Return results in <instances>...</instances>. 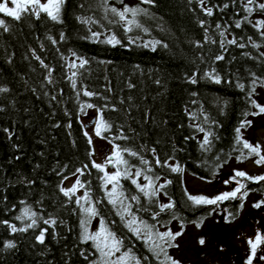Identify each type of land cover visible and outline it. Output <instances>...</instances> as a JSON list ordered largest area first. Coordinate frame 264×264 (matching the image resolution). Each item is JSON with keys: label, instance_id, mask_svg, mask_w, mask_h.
I'll list each match as a JSON object with an SVG mask.
<instances>
[{"label": "trees", "instance_id": "1", "mask_svg": "<svg viewBox=\"0 0 264 264\" xmlns=\"http://www.w3.org/2000/svg\"><path fill=\"white\" fill-rule=\"evenodd\" d=\"M109 3L118 9L124 6L118 0H109ZM225 3L229 7L223 9ZM245 3L246 0H206V6L212 7L214 13L209 17L199 0H155L154 6L141 4L140 0H124L129 7L139 5L148 9L149 15L136 18L147 32L133 27L131 32L125 33L121 23L110 24L104 19L101 0H66L62 10L63 23L60 24L50 21L44 14L39 20L29 16L20 22L0 17L12 25L8 33L0 30V87L9 89L7 93H0V107L4 109L0 112V222L23 226L16 217L25 206L38 216L54 217L58 221L57 235L53 236V230L49 229L44 244L36 241L40 229L48 227L42 221L38 228L25 233H12L6 224L0 223V264H91L99 259L91 241H80V220L84 214L74 203L75 197L70 202L59 190L65 188L66 180L73 178H79L85 184V188L80 189L82 194L88 190L93 202L101 201L96 205L97 218L99 221L103 218L106 227L123 240L121 251L131 248L135 256L148 257L142 264H159L107 203L101 187L103 173L91 167L93 156L89 154L93 148L84 135L81 119L86 114L79 112L77 99L98 106L105 103L114 106L117 111L105 110L103 113L104 119L113 124L112 131L105 135L111 138L122 129L130 139L115 142L153 161L154 171L149 175H159L158 183L172 181L156 199L159 203L171 200L175 208L160 213L153 220L152 213L158 212L159 208L155 203L149 205L141 196V205L149 210L137 211L141 205L133 202L132 211L138 218L163 232L175 223L190 225L213 215H220L221 220L229 213L235 219L240 216L239 200H227L218 206L192 207L184 194L183 175L215 182L222 178L227 164L237 161L241 151L247 152L242 145L236 144L235 129L243 114L254 110L248 99L250 73L264 77V57L260 56L264 53V39L253 27L264 16V11L255 8L248 14L244 10ZM258 3H264V0H258ZM245 16H248L247 21L243 20ZM78 17H91L99 23L84 24ZM108 19L118 18L109 13ZM201 21L205 22L204 27H201ZM237 21H243L240 28L235 27ZM217 24L226 29L228 39L236 38L248 46L241 49L226 45L225 59L215 61L214 57L222 52ZM89 29L103 33L101 40L115 35L121 43L112 46L86 39L91 36ZM206 29L207 35L216 43L205 42ZM61 33L65 37L63 41L60 40ZM48 36L58 43L52 45ZM249 37L262 47L253 48ZM129 38L135 43H129ZM155 41L168 47L156 45V50L152 51L151 44L142 46ZM197 42L203 46L197 47ZM33 51L54 69L52 85L46 83V71L33 57ZM73 52L89 61L79 70L78 87L83 85L97 92L98 97L89 100L80 95L77 98L71 88L67 77L72 70L66 63L74 59ZM213 69L221 77L219 84L204 75ZM193 75L196 83L190 82ZM238 83L245 85L243 91ZM129 84L133 87L129 88ZM109 88L111 92L107 91ZM259 93H264V87L257 86L253 96L256 101ZM52 95L57 97L55 101L51 100ZM103 96L108 100L99 98ZM92 110L95 111L88 109L87 113ZM202 113L209 117V123H205ZM198 127L214 133L208 151L200 147L204 133L199 132ZM151 148L156 149V155L162 161L174 157L169 162H178L183 173L156 167ZM125 158L130 164L145 167L137 158L127 155ZM84 165H88L84 175H73ZM243 182L251 189L249 195L264 196V182ZM121 184L126 195H140L130 181L122 180ZM173 213L178 219L172 218ZM9 241L16 247L5 249L4 244ZM82 251L88 259L81 255Z\"/></svg>", "mask_w": 264, "mask_h": 264}, {"label": "snow or ice", "instance_id": "2", "mask_svg": "<svg viewBox=\"0 0 264 264\" xmlns=\"http://www.w3.org/2000/svg\"><path fill=\"white\" fill-rule=\"evenodd\" d=\"M119 3L123 4L122 9H118L114 6H111L109 0H101V7L104 11V19L108 20L110 24L112 23H121L124 27L125 33L131 32L133 27L142 29L147 32L146 28L137 21V16L140 15H149L147 8H142L139 5L136 7H129L127 4H124V0H118ZM66 3V0H0V17H8L13 21L20 22L27 17H34L39 20L41 18V14L47 16V18L57 24L63 23L62 20V10ZM141 4L154 6L155 0H140ZM199 4L201 5L202 10L204 11L206 16L211 17L213 13L212 7L206 6V0H199ZM254 6V7H253ZM229 5L225 3L223 5V9L228 8ZM255 8H258L261 11H264V3H258V0H246L244 5V10L246 13L251 14ZM222 10V9H221ZM111 14L113 17H117V20L108 19V14ZM131 16V19H129ZM81 23L84 24H98L99 21L92 19L91 17H78ZM244 21L248 20V16L243 18ZM243 21H237L235 23L236 28H240ZM204 21H201V27H204ZM12 25L4 18H0V30L3 33H8L11 30ZM216 29L219 30V36L221 40L219 41L220 48L222 49L221 54H218L214 57L215 61H222L225 59L223 55V50L226 48V45L236 46L238 48H245L248 45L245 43L239 42L236 38L228 39L225 35L226 29H222V25L217 24ZM253 27L257 29L260 33L261 38L264 39V20H258L253 24ZM91 32V29H89ZM103 33L101 32H91L90 37H85L86 39H91L93 42L110 44L112 46H116L121 42L112 35L103 40L100 39ZM47 39L51 41L52 45H56L58 41L54 39L52 36H48ZM65 39L64 34L61 33L60 40L63 41ZM249 43L253 48L259 49L262 47L261 44H258L252 41V38H248ZM216 43L215 40H211V38L207 35V29L205 30V42ZM129 43H135L132 38H129ZM151 44V50H156V45H160L164 48H167L168 45L164 44L161 41L149 42L145 43L143 47H149ZM197 47H202L203 45L197 42ZM59 51V49H57ZM33 57L39 61L40 66L45 69L46 76L45 81L48 85H52L54 83L53 72L54 69L45 64L43 59L40 56L36 55L35 51H33ZM246 56H250V53H244ZM74 59L71 62L66 63V67L71 71V74L67 77L70 82V86L75 92L77 98L80 95L89 98L91 100L94 97H98L99 94L97 92H93L88 90L87 87L81 85L78 87L77 84V76L79 74L80 69H84L86 65H88L89 61L85 58L78 56L75 52L72 53ZM261 57H264V53H260ZM9 62H11L9 60ZM103 63V62H101ZM205 77L209 80H212L216 84L221 83V77L219 74H216L215 69L211 72H206ZM251 76V89L248 92V99L250 103V107L255 109V111L245 112L243 114V119L241 120L238 127L235 129V142L238 145H242L243 149H246L247 152H240V155L236 157L237 162L242 163L245 159L255 158L254 163L256 166H264V148H262L261 144H252L249 141L245 140L242 135V129H247L251 127L252 121L248 119V116H258L264 114V105L258 103L253 96L256 94L257 86L264 87V77H258L255 73H250ZM191 83H196V77L193 75L190 78ZM157 84L160 83L159 80L156 81ZM237 86L243 91L245 85L243 83H238ZM129 88H132L133 85L129 84ZM9 89L7 87H0V93H7ZM35 92V89L32 90ZM107 91L111 92V88L107 89ZM46 96L47 92L44 93ZM62 94V93H61ZM105 101L108 100V97L103 96L99 97ZM57 97L55 95L51 96V100L55 101ZM77 103L79 104V112L83 114H87L88 109H95L97 116L94 124V132L95 136L101 139L107 140V142L112 146V151L109 155L105 157V162L103 164L96 163L94 160L92 161L91 167L95 168L98 172L103 173L101 177L102 180V189L105 192V197L107 199V203L112 205V207L116 210V214L120 217V220L124 223L125 227L128 231L137 239L141 240L148 251L152 253L159 264H181L180 261L174 259L171 255L168 254V249L170 248H178L179 245L176 243L178 237L184 234V223L180 224V231L173 232L171 229L166 231H159L156 229L155 225L149 224L143 219L137 217V215L132 211L133 202L136 205H141V196H143L149 205L153 203L157 204L159 211L152 213V219L156 220L160 213L165 211H171L175 208V203L169 200L168 203H159L158 199H156L159 193L166 189L167 185L171 184V180H166L165 183H158L160 180L159 175H149V173H153L154 169L152 167L153 161H150L144 156H142L139 152L132 150L128 147H121V145L117 144L115 141L117 140H128L130 137L124 135L123 130L120 129L118 134L113 135L109 138L105 133H109L113 129V124L104 119V111L111 110L117 111V109L112 106L109 107L107 103L104 105L98 106L94 103H90L87 101H79L77 99ZM123 103V101H121ZM4 111L2 107H0V112ZM204 121L205 123H209V117L205 114ZM215 123V122H212ZM59 125H57L58 127ZM71 127V125H69ZM7 132L8 130L5 129ZM198 131L204 133L203 140L200 143V147L204 151L210 150V146L214 133L210 130L206 131L204 127H198ZM11 133H9V138H11ZM85 137L88 139V143L91 146L92 137L89 136L87 131L84 132ZM150 152L153 155L154 163L156 167L168 168L171 172L182 174L184 169L177 162L172 164L169 160L174 159V157H169L168 159L161 160L158 155H156V149L151 148ZM90 157L95 155L94 150L90 152ZM125 155L137 158L139 160L140 165L145 167L141 168L134 164H130L129 160L125 158ZM219 159V157H217ZM110 165L115 169L113 172L107 171V166ZM88 168V165H84L83 169H76V172L73 175L79 173V175H84V170ZM134 169V171H133ZM141 177L143 178L144 183H141ZM239 178V179H238ZM67 179V177H65ZM122 180H128L135 187L136 191L140 195H126L125 190L123 189V185L121 184ZM231 180L235 182L236 187L231 191L222 192L214 197H207L204 195H192L185 189V196L187 200L191 203L192 207L199 206H218L220 203H223L227 200H239L241 203L239 204V209H243L244 203L243 201L248 197L249 191L247 184L243 181H250L255 184H260L264 182V174L262 175H249L245 171L234 170L233 176ZM227 184L228 181H225ZM85 188V184L77 178L72 185L71 188L60 187V192L64 197L68 198L71 202L73 201V197H75L74 203L77 208L84 214V218L80 220V225L82 228L80 241L81 243H88L91 241L92 247L95 249V253L99 254V259L94 260L91 264H142V260H147L148 257L139 258L135 256L132 252L131 248H128L125 251H121L123 247V240L118 238L116 234L110 231L104 222V219H100V228L98 231L94 233H90L88 229V225L90 221L99 215V211L96 207L97 204L101 203V201H95L90 197L89 191L85 190L82 196H76L77 191ZM167 195V193H164ZM83 201V203H82ZM87 205V206H86ZM255 209H261L264 207V199L255 202L252 205ZM148 211V208H144L142 205L137 211ZM215 210V209H213ZM235 219L232 213H229L228 216L224 217L225 223H231L232 220ZM173 219H178V217L173 213ZM17 220L21 222L23 226L17 227L15 224H11L8 221H2L0 223H4L10 229L12 233H25L29 229H36L39 227V221H42L44 225H47L46 228H41L39 234L36 236V241L39 244L45 243V236L49 229L53 230V236L57 235L55 232V228L58 224V221L54 217L44 218L43 216H38L35 211H32L29 207L25 206L19 216L16 217ZM25 221H28L25 223ZM203 219L199 222L193 221L196 228H200L203 224ZM62 223V222H61ZM206 243L205 238L200 237L198 239V244L200 246H204ZM248 254L244 261V264H254V261H264V233H261L259 230L255 232L253 237L248 238ZM16 247V244L12 241L6 242L4 244L5 249H13ZM259 253V255H258ZM119 254V255H117ZM81 255L84 256L85 259H88V256L82 251ZM163 257V259H161Z\"/></svg>", "mask_w": 264, "mask_h": 264}, {"label": "rangeland", "instance_id": "3", "mask_svg": "<svg viewBox=\"0 0 264 264\" xmlns=\"http://www.w3.org/2000/svg\"><path fill=\"white\" fill-rule=\"evenodd\" d=\"M260 20H264V16H261ZM257 102L264 105V93L258 94ZM96 116V112L92 110L84 115L81 121L84 131H87L89 136L92 137L91 145L95 152L93 160L96 163L103 164L105 157L111 153L112 146L95 136ZM248 119L252 121V125L247 129H242L243 138L252 144L259 143L264 148V114L250 115ZM106 170L109 172L115 171L110 165L107 166ZM234 170L245 171L253 176L264 174V166H256L254 160H245L242 163L232 161L224 167L222 178L215 182L202 181L184 174L183 183L190 194L204 195L211 198L222 192L231 191L236 187L235 182L231 180ZM225 181H228V183L226 184ZM74 182V178L67 180L65 188H71ZM140 182H144L142 177ZM76 194L77 196L83 195L81 190L77 191ZM262 199H264L263 195H257V197L253 194L248 195L238 218L239 221L233 226L229 227L220 223L224 220L220 219V215L211 216L203 222L200 228H196L195 225H184V234L178 237L176 241L179 247L170 248L169 254L180 261L181 264H244L248 254V238L253 237L257 230L264 231V207L261 209L252 207L255 202ZM99 228L100 221L95 217L89 223V232L94 233ZM170 229L173 232L180 231V224L175 223ZM200 237L206 240L204 246L198 244ZM254 264H262V261L256 260Z\"/></svg>", "mask_w": 264, "mask_h": 264}, {"label": "flooded vegetation", "instance_id": "4", "mask_svg": "<svg viewBox=\"0 0 264 264\" xmlns=\"http://www.w3.org/2000/svg\"><path fill=\"white\" fill-rule=\"evenodd\" d=\"M203 181V180H202ZM246 200V199H245ZM244 200V201H245ZM244 201H243V203H244ZM239 218V217H238ZM238 218H236V219H234V220H232V222L231 223H225L224 221H220V223H223V224H225L226 226H233L235 223H237L239 220H238ZM193 225H195V224H190V225H187V226H193ZM219 226H221V225H219ZM172 227V226H171ZM261 233H264V231L262 230H259ZM229 260V259H228ZM262 264H264V261H262Z\"/></svg>", "mask_w": 264, "mask_h": 264}]
</instances>
